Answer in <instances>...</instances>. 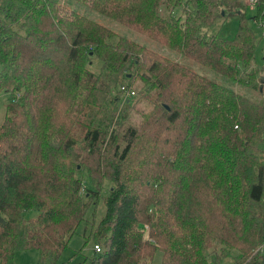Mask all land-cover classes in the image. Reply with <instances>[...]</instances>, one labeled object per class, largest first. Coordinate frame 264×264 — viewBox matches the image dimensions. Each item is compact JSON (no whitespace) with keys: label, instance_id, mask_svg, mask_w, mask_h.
Wrapping results in <instances>:
<instances>
[{"label":"trees","instance_id":"trees-1","mask_svg":"<svg viewBox=\"0 0 264 264\" xmlns=\"http://www.w3.org/2000/svg\"><path fill=\"white\" fill-rule=\"evenodd\" d=\"M80 1L263 89L248 17L238 13L230 39L201 32L240 0ZM253 6L264 38V0ZM120 85L137 96L122 99ZM0 91L13 98L0 121V264L27 249L41 264L56 259L99 199L98 180L80 194L82 168L92 166L112 185L100 198L99 250L79 264L150 257L152 248L138 249L144 223L159 264H220L232 252L233 264H247L244 252L264 253L261 101L56 0H0Z\"/></svg>","mask_w":264,"mask_h":264},{"label":"rangeland","instance_id":"rangeland-1","mask_svg":"<svg viewBox=\"0 0 264 264\" xmlns=\"http://www.w3.org/2000/svg\"><path fill=\"white\" fill-rule=\"evenodd\" d=\"M58 3L68 7L70 9H74L79 13L84 14L90 19L101 23L111 30L120 34L128 39H131L145 47H148L154 51H157L161 54L166 55L172 60L179 62L185 67L195 71L196 73L203 75L229 89H232L236 93L252 100V101H261L264 105V58L262 56V51L264 49V38L262 37L261 30L259 28V22H256L250 16L255 12L254 6L248 4L246 0H240L243 3L242 9L240 7L234 8L231 11L226 9L225 15L223 17H218L214 23L210 26H204L201 28V32L206 34L216 33L218 36L230 39L233 37L237 22H238V13H243L247 18L246 25L247 27L254 33L256 37V47L254 50L255 62L259 66V73L257 76V81L259 82L260 87H263L262 90L253 89L248 87L247 85H243L239 83L237 80L230 78L228 76L221 75L216 71L212 70L206 65H203L189 57H185L180 55L179 53L157 43L156 41L147 38L146 36L135 32L134 30L127 28L112 19L102 16L96 11L92 10L85 2L80 0H56ZM175 14L180 13V7L175 8ZM135 91V97L137 96V90L133 88ZM10 93L0 91V121L4 115V105L9 101H12L13 98ZM78 167V165H76ZM84 180H82L80 194L84 193V188L87 185V182L94 183L95 180H98V185L100 183L99 189V199L96 200L93 206H89L84 218L86 221L80 225H78L76 232L70 236L67 241L66 246L59 252L56 259L49 264H79L84 256L91 255L93 252V246L96 243V235H94V228L96 222L98 221L100 215L103 213V203L101 202L102 197L106 194L108 188L112 185L111 181L107 177L106 174L101 173L100 170L92 167L82 168ZM98 185H90L93 189L98 188ZM87 194V193H86ZM101 198V199H100ZM93 200V199H92ZM27 214L31 215L32 212L28 211ZM146 226V227H144ZM138 232L141 234L142 243H146V245H139V251L145 250L146 247L152 248L146 253V255L151 254V256H145L140 259L137 254L132 255V258L135 261V264H159L161 253L151 246L148 243H153V240L149 239L148 227L146 223L138 226ZM253 238V233L251 235V239ZM100 247V245H99ZM257 248V247H256ZM259 249V248H258ZM257 250H249L248 252H244L243 254V263L248 261L247 264H264V253L261 252L258 254ZM229 257H221L220 264H233L234 261V253H231ZM140 259V260H139ZM241 260V261H242ZM3 261H0V263ZM238 263V262H237ZM6 264H41L39 253L35 249H27L17 251L13 254L11 260Z\"/></svg>","mask_w":264,"mask_h":264},{"label":"built area","instance_id":"built-area-1","mask_svg":"<svg viewBox=\"0 0 264 264\" xmlns=\"http://www.w3.org/2000/svg\"><path fill=\"white\" fill-rule=\"evenodd\" d=\"M246 2L248 4H251L253 5L255 3V0H246ZM120 92L122 93L121 96H122V99H126V98H132L134 96V91L133 90H128L125 88V86L123 85H120L119 88ZM146 227V226H144ZM99 250V246L94 244L93 246V251H98Z\"/></svg>","mask_w":264,"mask_h":264}]
</instances>
